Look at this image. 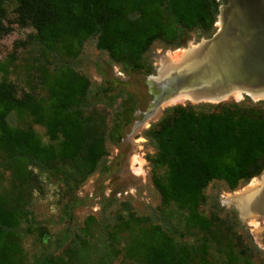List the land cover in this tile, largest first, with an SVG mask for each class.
I'll list each match as a JSON object with an SVG mask.
<instances>
[{
  "label": "trees",
  "instance_id": "16d2710c",
  "mask_svg": "<svg viewBox=\"0 0 264 264\" xmlns=\"http://www.w3.org/2000/svg\"><path fill=\"white\" fill-rule=\"evenodd\" d=\"M10 3L16 4L18 23L33 26L47 54L38 65L41 97L18 96L15 84L0 78V264H48L44 257L31 262L24 244L32 226L35 169H65L81 177L107 173V143L120 145L139 109L137 84L116 76L113 67L126 75H153L151 47L158 41L184 47L194 32L199 39L211 38L220 3L0 0V38L11 30L5 23ZM89 39L108 57L97 64L99 82L72 63ZM8 64L0 62V72L6 73ZM98 110L112 113L110 127L97 125ZM26 119L45 128L48 142L32 127L20 126ZM146 136L158 151L154 164L164 220L130 222L126 258L135 264H217L218 256L222 264L262 263L264 250L237 209L224 208L218 195L208 196L205 189L222 180L235 190L264 171V99L172 107ZM207 202L208 210L203 208Z\"/></svg>",
  "mask_w": 264,
  "mask_h": 264
},
{
  "label": "rangeland",
  "instance_id": "374dc122",
  "mask_svg": "<svg viewBox=\"0 0 264 264\" xmlns=\"http://www.w3.org/2000/svg\"><path fill=\"white\" fill-rule=\"evenodd\" d=\"M5 23L11 30L0 38V62L8 61L9 64L6 73L0 72V78L5 76L12 81L18 96L31 92L41 97L44 91L39 80L38 65L44 61V54L47 53H44L35 38L36 30L30 24L21 26L18 23L15 3L8 5ZM218 29L217 21L216 32ZM198 35V32H194L186 46L176 49L167 47L163 42H156L148 52L156 69L153 75L157 74L163 61L174 63L179 60L182 55L179 50L189 44L194 47L201 40L208 39H199ZM17 42L22 44L15 49ZM15 50L16 53L11 58ZM77 54L72 59L75 68L99 82L101 77L97 64L108 58L107 53L97 47L95 39H89ZM113 72L116 76L137 84L139 108L144 112L152 100L147 84L149 76L126 75L119 66H114ZM181 96L176 101L171 99L163 104L156 114L140 126L138 125L144 120V116L137 112L131 125L125 129L120 145L107 143L106 160L110 166L107 173L96 171L81 177L75 172L65 173V169L54 173L35 169L38 181L30 184L33 193L29 196L32 226L28 228L24 239L31 262L35 258L44 257L48 264H135L126 258L124 252L130 235L128 224L136 220L145 224H159L164 220L161 215L164 200L157 186L159 170L154 164L158 151L154 142L146 136V131L169 108L188 104H217L208 101L193 102L188 96ZM228 97L223 101H242L246 96ZM253 98V101H259L256 99L262 97ZM98 113H95L97 125L110 127L112 113L109 110H98ZM20 126L32 127L48 142L45 128L31 119H26ZM263 175L264 171L235 190L229 189L224 181L216 180L207 186L205 193L208 196L218 195L224 208L237 209L240 220L264 250V212H256L252 216L243 215L237 208V198L245 193L251 182L260 181ZM69 207L72 208V216ZM203 208L210 209L209 203H205ZM214 261L217 264L223 263L219 256ZM257 263L264 264V261Z\"/></svg>",
  "mask_w": 264,
  "mask_h": 264
},
{
  "label": "bare ground",
  "instance_id": "6f19581e",
  "mask_svg": "<svg viewBox=\"0 0 264 264\" xmlns=\"http://www.w3.org/2000/svg\"><path fill=\"white\" fill-rule=\"evenodd\" d=\"M218 24L220 31L212 42L179 50L182 54L179 60L163 61L158 67L160 78L170 81V88L178 92L165 103L176 101L181 95L193 102H218L230 95L240 97L244 89H250L254 98L264 97V75L258 71L257 61L250 54L236 50L247 32L232 12L225 9ZM237 208L243 215L264 212V175L260 181L251 182L237 198Z\"/></svg>",
  "mask_w": 264,
  "mask_h": 264
},
{
  "label": "water",
  "instance_id": "95a60500",
  "mask_svg": "<svg viewBox=\"0 0 264 264\" xmlns=\"http://www.w3.org/2000/svg\"><path fill=\"white\" fill-rule=\"evenodd\" d=\"M218 2L220 3L218 22L223 9L232 12L237 23L244 29V31L247 32V34L244 36L245 40L242 43L238 44V46H236V50L238 51V53L244 54L245 52L253 56L257 61L256 63L258 71H260L264 75V0H218ZM219 31L220 29H218L211 38L203 39L195 45L205 42H212ZM190 46L191 44H189V46L184 49H187ZM147 84L149 92L152 95V100L149 105V110L144 116V120H142V122H140L138 126H140L147 119L156 114L168 99H170L171 97H175V95L178 94L176 90L170 88V81L160 78L159 68L157 69L156 75H149ZM244 90L245 91H243L242 97L250 96L251 98H253L248 91L250 89ZM260 99H264V97L258 98L256 100ZM223 100H220L217 103H220Z\"/></svg>",
  "mask_w": 264,
  "mask_h": 264
},
{
  "label": "flooded vegetation",
  "instance_id": "af4514ba",
  "mask_svg": "<svg viewBox=\"0 0 264 264\" xmlns=\"http://www.w3.org/2000/svg\"><path fill=\"white\" fill-rule=\"evenodd\" d=\"M153 99H154V98H153ZM149 105H150V104H149ZM149 105H148V108H146V110H144V112H143V111H141V109H140V108L138 109V111H137V112H139V113L143 114V116H145V115H146V113H147V111L149 110ZM137 112H136V113H137ZM136 113H135V114H136Z\"/></svg>",
  "mask_w": 264,
  "mask_h": 264
}]
</instances>
